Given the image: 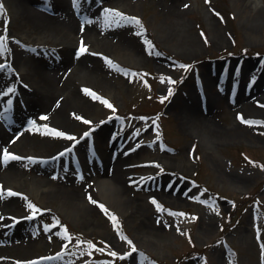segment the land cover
Instances as JSON below:
<instances>
[{
  "label": "rangeland",
  "instance_id": "obj_1",
  "mask_svg": "<svg viewBox=\"0 0 264 264\" xmlns=\"http://www.w3.org/2000/svg\"><path fill=\"white\" fill-rule=\"evenodd\" d=\"M29 1L0 0V35L8 37L0 63L12 70L0 68V124L9 135L4 119L27 112L21 128L32 139L19 142L25 148L13 165L29 179L44 167L49 186L68 174L84 188L86 213L67 218L55 208L56 199L20 195L17 185L1 183L16 206L1 217L8 216L10 225L23 217L14 229L26 234L9 239L15 250L0 255L9 259L0 264H264V125L240 119L264 120V0H66L65 18L53 11L54 0H35L46 15L73 18L80 27L82 34L67 47L24 20L22 7L12 8L17 2L35 6ZM86 7L90 13H83ZM106 7L124 15L106 13ZM20 34L23 40L13 38ZM35 38L44 46L30 45L27 39ZM81 38L89 50L78 56ZM62 49L85 69L81 78L69 77L73 95H62L69 118L60 123L29 110L27 95L16 86L35 78V65L48 68V58L60 60ZM131 54L136 63L128 62ZM23 61L26 69L19 70ZM223 70L232 78L225 87L214 80ZM239 88L245 97L237 96ZM250 97L257 101L250 105ZM5 103L9 109L2 111ZM204 116H213L211 124L203 123ZM32 121L40 130H31ZM53 128L75 135L56 136ZM49 139L54 142L47 146ZM65 149L81 161V176L62 164L55 171L56 162L49 161L55 153L68 155ZM105 170L124 196L119 209L96 192L95 178ZM112 250L129 255L112 256ZM47 256L52 258L37 259Z\"/></svg>",
  "mask_w": 264,
  "mask_h": 264
},
{
  "label": "bare ground",
  "instance_id": "obj_2",
  "mask_svg": "<svg viewBox=\"0 0 264 264\" xmlns=\"http://www.w3.org/2000/svg\"><path fill=\"white\" fill-rule=\"evenodd\" d=\"M32 1L35 3V6L21 4L19 2L12 6L14 10H19V7H22L21 17L27 22H30V25L32 27H35L36 29L40 28L41 30H46L50 31V33H54L52 34L54 36L50 35V37L52 39L54 38V40L57 39L60 44L64 43V46L66 47L71 44L72 39H76L78 38V35L82 34V32L79 31L80 27H76V25L74 24L73 18L68 19V21L65 22L64 19H58V16H48L43 13L42 10H40L41 4L39 1ZM28 2L30 1L28 0ZM54 2L55 3H53L52 6L53 11H62L64 15L61 18H65V14H67V10L65 8L66 0H54ZM88 8L89 7H86V10L84 8L83 13H90V10ZM92 19H94V13H91L88 18V20ZM23 37L24 36L20 34V36L15 35L13 38L23 40ZM38 37L42 38L41 35ZM39 38H35L34 40L27 39V41L30 42V45L36 44L40 47H43L44 41L39 40ZM68 50L69 49H66V51H64L62 49V55L60 60L48 58L47 62L50 63H45L48 68H46V66H44L43 64H41L42 66L35 65L34 67H32L35 78H30V83H26V85H24L23 83H18L17 81L16 86L19 92L27 95L25 101H27L29 110L32 109L36 112L40 110L39 112H41L43 115L52 116L57 122L60 123L66 122V119L69 118V115L64 114V110L62 107V95H67L68 93H70L69 95L72 96V93L74 92V90L71 91L70 87L72 86L73 81H71L69 77H71V74H75L77 78H81V72H83V70L85 69L81 65L80 59H77L75 57L73 61V56H68ZM28 57L31 56L28 54ZM127 60L129 63H136V61H138L137 57L132 54L129 55V59ZM25 64H27V61H23L20 64L17 63L19 70H25ZM6 69L11 74V68L9 66H6ZM18 80L20 79L18 78ZM1 88L0 92L3 91V88ZM240 90L241 89L239 88L238 93L240 94L237 95L245 97L244 94H241ZM2 97L3 96H0V98ZM247 99H249V102L247 103H249L250 105L251 103L257 101V98L250 97ZM235 108H238L237 105ZM26 113L27 112H22L21 115H17L16 120L11 121L10 123L6 122V127L11 133L9 135L7 134L9 132L5 131L2 124H0V184H3L4 182L7 184V187L12 186L13 184L17 185L18 188L16 189L24 191L23 194H32L37 198L39 197V195L44 193L49 198L56 199L58 204L55 208L58 211L64 213L65 217L67 218L74 219L78 216H83L86 213V207H84V204L85 202H87L84 196V188H82L78 184V182L74 180L71 176L67 174L66 176L61 177L60 179H55V186H49V184L47 183V179L44 177V174L48 173V170L44 167L37 169L38 171L34 169L36 173L32 174L29 179L23 175L20 167L13 165L15 158H10L7 163L3 161L2 152L4 148H7L9 151L17 154L19 150L21 151L25 148V146H19V142L21 140L26 142L27 138L32 139V136H30L28 130L21 128V123H23L22 120H24V118L28 116L26 115ZM202 119L204 120L203 123L211 124L210 120H213V116H204ZM197 120L198 119L194 117V121L196 123ZM17 127L20 128V132L16 131ZM207 137L209 136L204 135V140H208ZM11 138H15V140L17 141L10 143ZM63 140L64 139H61V142H63ZM30 142H32L33 144V141ZM53 142V140L49 139L47 146H50ZM63 145L59 148H63ZM55 152H57V150ZM113 169H115L114 166H112L111 170ZM107 173V170H105L102 173L97 174V177L94 181L95 189L97 194L105 204L114 205L116 206V208L119 209V207H122L123 205L122 203L124 201V196L121 192V188L120 185H118L119 183L117 182V180H115L111 176H108ZM3 193L4 192H0V255H6L7 253H10L12 249H14L8 244L10 238H12L13 236L17 238L18 236L26 234L25 228L14 229L15 227L10 225L8 216L1 217L3 212H8L11 214V211L16 209V206L12 205L13 203H11V201L6 200L7 197L4 196ZM177 200L180 199L178 198ZM7 229H9L8 233H3V231ZM20 246H29V242H23ZM0 259L3 260L2 262H9V259L5 260V256H0Z\"/></svg>",
  "mask_w": 264,
  "mask_h": 264
},
{
  "label": "snow or ice",
  "instance_id": "obj_3",
  "mask_svg": "<svg viewBox=\"0 0 264 264\" xmlns=\"http://www.w3.org/2000/svg\"><path fill=\"white\" fill-rule=\"evenodd\" d=\"M77 2H78V0H73V3L74 4H76ZM0 11H3V4L2 3H0ZM104 11L106 13L111 12V13H118L119 15H124L123 13H119V11L117 9H112V8H108V7H106L104 9ZM213 11H215V9H213ZM7 39H8V37L6 35H0V50H4L6 48ZM148 43H151V42L149 41ZM88 50H89L88 49V46L83 42V38H81V45H80V48L77 51L76 55L79 56V55H81L82 53H84V52H86ZM109 62L111 63L110 60H109ZM7 63H8L7 61H4V63H0V68H4L7 65ZM184 67H188V66L185 65ZM14 91H15V87L14 86H11V87H8L7 88V92L9 94L12 93V92H14ZM85 91L91 93V89H87L86 88ZM92 94L94 96L96 95L95 93H92ZM3 95H5V93L0 92V96H3ZM104 102L106 104H108V106L110 108L111 107H114L109 101L105 100ZM7 103L9 105H11L12 101L9 99L7 101ZM80 119L83 120L84 117H80ZM240 119L243 120L245 123H248V124H261V125H264V120H250V119H246L243 114H240ZM87 123L92 124V121L91 120H88ZM93 126H95V125H93ZM29 127L31 128L32 131H38V130H40V126H37L34 121L30 122ZM42 127L44 129H48V125H43ZM50 131H51V133L53 135L60 136V137H72V136L75 135L73 133H69V132L62 131V130H59V129H54V128L53 129H50ZM90 134H91L90 131H86L84 133L85 136H89ZM68 150L69 149H65L64 151H68ZM58 155H60V154L58 153ZM10 158H19V157H18V155L16 153L9 151L7 148H4L3 149V152H2V159H3V161L5 163H7ZM30 159H33V158H30ZM261 167H264V165H261ZM2 191H4V189H3V186L0 185V192H2ZM6 191L9 194L13 193V189L12 188H7ZM20 195H23V193H20ZM89 198L91 199V197H89ZM151 199L153 201H155L156 198L155 197H151ZM94 202L95 203H99L98 201H94ZM28 206L30 208H32V209H36L38 207L36 204H33L31 201L28 202ZM99 206L102 209H105V211H107L106 206L104 204L100 203ZM35 214L36 213L33 212V215H35ZM181 214L183 215L184 213H181ZM111 217H112V220L113 221H116L117 220V217H116L115 213H112L111 214ZM125 239H127V237H125ZM85 243L89 244L92 248H97V245L94 244L92 241H86ZM128 243L130 245L133 244V242L131 240H128ZM261 247H264V245H261ZM133 248H134V245H133ZM54 255H56L57 257H59L60 256V253H55ZM111 255L112 256H117V257H120V256H128L129 255V252H118V251L112 250L111 251ZM51 258H52L51 256H47V257H37V259H51ZM18 264H27V262L20 261V262H18Z\"/></svg>",
  "mask_w": 264,
  "mask_h": 264
}]
</instances>
